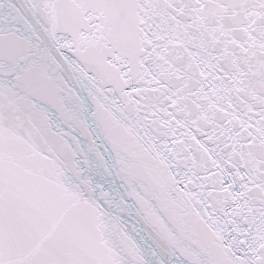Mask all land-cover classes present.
<instances>
[{"label": "snow or ice", "instance_id": "1", "mask_svg": "<svg viewBox=\"0 0 264 264\" xmlns=\"http://www.w3.org/2000/svg\"><path fill=\"white\" fill-rule=\"evenodd\" d=\"M0 264H264V0H0Z\"/></svg>", "mask_w": 264, "mask_h": 264}]
</instances>
